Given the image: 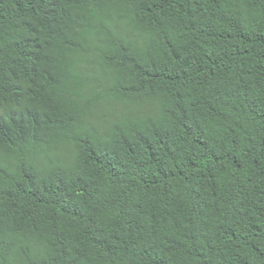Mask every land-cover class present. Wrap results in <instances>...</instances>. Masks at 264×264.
<instances>
[{"label":"trees","instance_id":"1","mask_svg":"<svg viewBox=\"0 0 264 264\" xmlns=\"http://www.w3.org/2000/svg\"><path fill=\"white\" fill-rule=\"evenodd\" d=\"M0 264H264V0H0Z\"/></svg>","mask_w":264,"mask_h":264}]
</instances>
